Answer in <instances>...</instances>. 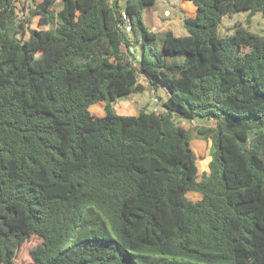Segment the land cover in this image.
Masks as SVG:
<instances>
[{"label":"trees","instance_id":"trees-1","mask_svg":"<svg viewBox=\"0 0 264 264\" xmlns=\"http://www.w3.org/2000/svg\"><path fill=\"white\" fill-rule=\"evenodd\" d=\"M18 1L0 0V264L28 244L29 264H264V34L218 32L264 0H187L185 35L145 23L157 0ZM142 79L162 111L117 114Z\"/></svg>","mask_w":264,"mask_h":264},{"label":"rangeland","instance_id":"rangeland-1","mask_svg":"<svg viewBox=\"0 0 264 264\" xmlns=\"http://www.w3.org/2000/svg\"><path fill=\"white\" fill-rule=\"evenodd\" d=\"M29 1L30 0H21V2H17V5L21 7L22 2H24L27 7L26 11H28V4H30ZM59 2L61 1L59 0L58 3ZM124 3L125 0H122L121 4L123 5ZM166 11L168 12L166 13ZM196 13L197 8L191 1L157 0L155 5L147 7L144 10L143 16L145 23L149 27H153L152 29L154 31L161 32L166 30H173L176 35H185L187 34V30L183 25V18L185 16H195ZM20 14L23 15V11H20ZM238 22H241L252 32L264 34V15L261 12H258L253 17H249V11L243 10L223 16L218 31L219 35L224 37L228 34H232L234 32V27ZM30 26L31 28L36 29L47 28V26L39 25L37 18ZM128 35L133 40V48L136 49V53L140 54L143 50L142 44L135 39L134 34L131 31H128ZM151 95L152 91L147 84L146 89H144L143 91L141 90L138 93L118 100L114 106L115 112L120 115H130L133 113L138 114L142 109L145 108L150 111L155 110V108L157 109L158 106H154L151 104ZM168 95L169 91L166 87H160L158 89V92H156V96L160 102L167 99ZM101 104L93 106L92 112L103 115L105 113L104 103ZM158 109L159 111H162V106H160V108ZM182 123L186 128L196 127V125L192 126L189 121L184 120L182 121ZM193 133L194 135L196 134L194 130ZM191 145L197 154L199 174L202 175L204 171H208V162L212 156L213 143L195 138L194 140H192ZM187 197L192 200H199L200 198H202V194L197 192H188ZM29 245L30 244L26 245L23 249L22 256L19 260L20 264H29L31 262V258L28 254Z\"/></svg>","mask_w":264,"mask_h":264},{"label":"built area","instance_id":"built-area-1","mask_svg":"<svg viewBox=\"0 0 264 264\" xmlns=\"http://www.w3.org/2000/svg\"><path fill=\"white\" fill-rule=\"evenodd\" d=\"M124 19H127V15L126 13L123 14ZM151 104L156 106L157 104V98L154 96V92L152 91V95H151ZM192 126L196 125V122L193 120L190 122Z\"/></svg>","mask_w":264,"mask_h":264},{"label":"water","instance_id":"water-1","mask_svg":"<svg viewBox=\"0 0 264 264\" xmlns=\"http://www.w3.org/2000/svg\"><path fill=\"white\" fill-rule=\"evenodd\" d=\"M129 30H131V27H129ZM139 58L142 60V57L141 56H139Z\"/></svg>","mask_w":264,"mask_h":264},{"label":"crops","instance_id":"crops-1","mask_svg":"<svg viewBox=\"0 0 264 264\" xmlns=\"http://www.w3.org/2000/svg\"><path fill=\"white\" fill-rule=\"evenodd\" d=\"M168 11H166V13H167ZM153 27H151V29H152ZM153 30V29H152Z\"/></svg>","mask_w":264,"mask_h":264}]
</instances>
